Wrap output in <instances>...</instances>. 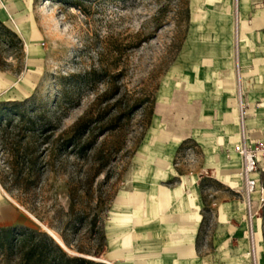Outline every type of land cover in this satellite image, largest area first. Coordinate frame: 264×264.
Wrapping results in <instances>:
<instances>
[{
    "label": "rangeland",
    "instance_id": "obj_1",
    "mask_svg": "<svg viewBox=\"0 0 264 264\" xmlns=\"http://www.w3.org/2000/svg\"><path fill=\"white\" fill-rule=\"evenodd\" d=\"M195 9L193 0H33L19 19L0 13L23 43L0 46V102L28 100L51 126L26 140L15 125L0 132L1 228L49 229L70 242V256L102 259L105 220L131 185L162 88L176 87L189 39L202 34ZM81 120L90 126L77 139ZM179 160L189 169L197 162ZM205 179L208 204L214 192L235 196ZM206 217L211 235L214 214ZM257 217L264 246V209Z\"/></svg>",
    "mask_w": 264,
    "mask_h": 264
},
{
    "label": "crops",
    "instance_id": "obj_2",
    "mask_svg": "<svg viewBox=\"0 0 264 264\" xmlns=\"http://www.w3.org/2000/svg\"><path fill=\"white\" fill-rule=\"evenodd\" d=\"M32 2L0 0V13L19 19V8ZM193 5L196 32L202 34L189 39L176 87L162 88L153 123L133 159L131 185L118 192L105 220L101 260L109 264H251L241 199L243 163L234 150L239 141L236 65L250 139L264 141V0H193ZM160 100L166 108L162 116ZM180 156L197 162L186 168ZM257 177L264 187V159ZM205 178L235 196L214 192L208 204L201 186ZM207 212L214 214L211 235L203 230ZM255 230L264 264L258 217ZM202 241L210 249L205 254Z\"/></svg>",
    "mask_w": 264,
    "mask_h": 264
},
{
    "label": "trees",
    "instance_id": "obj_3",
    "mask_svg": "<svg viewBox=\"0 0 264 264\" xmlns=\"http://www.w3.org/2000/svg\"><path fill=\"white\" fill-rule=\"evenodd\" d=\"M13 42L20 48L23 45L18 35L0 21V46L12 48ZM30 104L28 100L0 102V132H6L15 125L16 138H20V134L25 132L24 140L29 135L46 133L51 127L46 118L47 113L39 111L35 106L30 107ZM89 126L90 122L85 120L78 122L75 138L82 139ZM62 239L68 248L72 246L64 236ZM0 258L5 264H105L80 256L72 257L46 232L24 225L0 227Z\"/></svg>",
    "mask_w": 264,
    "mask_h": 264
},
{
    "label": "built area",
    "instance_id": "obj_4",
    "mask_svg": "<svg viewBox=\"0 0 264 264\" xmlns=\"http://www.w3.org/2000/svg\"><path fill=\"white\" fill-rule=\"evenodd\" d=\"M238 4V0H236ZM236 10V21L238 14ZM237 32V28H236ZM237 93H238V125L239 141L234 150L242 159L240 177L243 181L242 198L245 206V220L248 226L249 252L251 264H260L258 256V241L256 238L255 222L257 214L264 209V187H260L257 177L261 160L264 159V141H251L247 129V106L244 101V92L241 83V70L237 63ZM259 195L256 199L255 196Z\"/></svg>",
    "mask_w": 264,
    "mask_h": 264
},
{
    "label": "bare ground",
    "instance_id": "obj_5",
    "mask_svg": "<svg viewBox=\"0 0 264 264\" xmlns=\"http://www.w3.org/2000/svg\"><path fill=\"white\" fill-rule=\"evenodd\" d=\"M47 231L49 232V234L51 235V237H53L55 239V241L60 244L68 253L72 254V252L69 250V248L64 244V242L62 241V239L56 234L54 233L52 230L47 229ZM100 261H104L105 260H100Z\"/></svg>",
    "mask_w": 264,
    "mask_h": 264
},
{
    "label": "water",
    "instance_id": "obj_6",
    "mask_svg": "<svg viewBox=\"0 0 264 264\" xmlns=\"http://www.w3.org/2000/svg\"><path fill=\"white\" fill-rule=\"evenodd\" d=\"M46 233L49 235V236H51L50 234H49V232L48 231H46ZM53 238V237H52ZM54 239V238H53ZM55 240V239H54ZM58 244V243H57ZM59 246H61L60 244H59ZM61 248H63L62 246H61ZM63 250H65L64 248H63ZM66 251V250H65ZM67 252V251H66ZM68 253V252H67ZM79 256V255H78ZM87 259H90V258H87ZM90 260H93V259H90ZM98 260H101V259H98ZM94 261H96V260H94ZM98 262H102V263H105V264H109V263H107V262H104V261H98Z\"/></svg>",
    "mask_w": 264,
    "mask_h": 264
}]
</instances>
